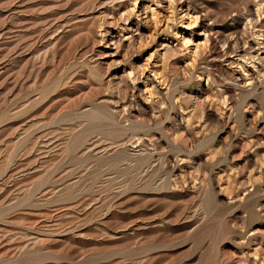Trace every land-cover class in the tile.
Here are the masks:
<instances>
[{
    "label": "rangeland",
    "instance_id": "1",
    "mask_svg": "<svg viewBox=\"0 0 264 264\" xmlns=\"http://www.w3.org/2000/svg\"><path fill=\"white\" fill-rule=\"evenodd\" d=\"M0 264H264V0H0Z\"/></svg>",
    "mask_w": 264,
    "mask_h": 264
}]
</instances>
